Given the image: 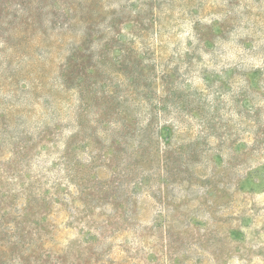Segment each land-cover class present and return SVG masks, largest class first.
<instances>
[{
    "label": "rangeland",
    "instance_id": "1",
    "mask_svg": "<svg viewBox=\"0 0 264 264\" xmlns=\"http://www.w3.org/2000/svg\"><path fill=\"white\" fill-rule=\"evenodd\" d=\"M0 264H264V0H0Z\"/></svg>",
    "mask_w": 264,
    "mask_h": 264
}]
</instances>
